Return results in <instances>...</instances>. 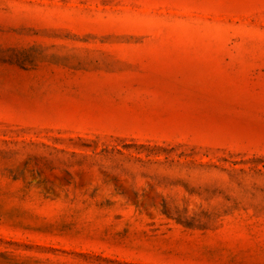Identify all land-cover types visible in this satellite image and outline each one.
Returning a JSON list of instances; mask_svg holds the SVG:
<instances>
[{"label":"rangeland","instance_id":"obj_1","mask_svg":"<svg viewBox=\"0 0 264 264\" xmlns=\"http://www.w3.org/2000/svg\"><path fill=\"white\" fill-rule=\"evenodd\" d=\"M0 264H264V0H0Z\"/></svg>","mask_w":264,"mask_h":264}]
</instances>
